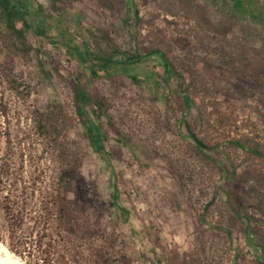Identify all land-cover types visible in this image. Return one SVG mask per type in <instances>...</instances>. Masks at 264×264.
I'll return each instance as SVG.
<instances>
[{"label":"rangeland","instance_id":"374dc122","mask_svg":"<svg viewBox=\"0 0 264 264\" xmlns=\"http://www.w3.org/2000/svg\"><path fill=\"white\" fill-rule=\"evenodd\" d=\"M26 7L43 33L26 31L24 47L0 20V243L10 241L9 195L23 215L16 233L36 256L34 218L61 183L74 231L60 243L68 264L122 255L127 264H264V157L251 152L264 156V0ZM79 44L103 57L119 51L113 61L126 70L93 79L72 52ZM137 53L151 56L134 64ZM57 67L80 75L105 113L84 106L78 116Z\"/></svg>","mask_w":264,"mask_h":264},{"label":"trees","instance_id":"16d2710c","mask_svg":"<svg viewBox=\"0 0 264 264\" xmlns=\"http://www.w3.org/2000/svg\"><path fill=\"white\" fill-rule=\"evenodd\" d=\"M27 0H0V20L3 23L4 27L11 31V33L22 43V46H25L26 39V31L29 29L33 30L35 35H42L43 27L37 25L38 15H31L26 7ZM133 20L138 23V11L133 8L132 9ZM26 18H30L31 25L29 26L26 22ZM72 52L76 54V57L79 62L86 64L89 62V71L93 79H100L104 75H109L111 73L124 72L126 70V63L113 61V57L119 53L117 50H112V54L107 57L95 55L88 47L85 45L79 44L78 46H74L72 48ZM138 54V53H137ZM163 65H165V70L167 72L171 71L170 62L167 59L165 53L159 51L156 53ZM151 56V53L146 54L144 56L137 55V57H133V63L137 64L141 59H146ZM98 62L97 65H93L90 62ZM57 74L63 79H65L72 91V102L74 108L77 111L78 116L82 117L81 109L84 106L94 107L95 111L98 112L99 115L105 113V105L102 99H94L92 100L83 87V83L80 75L70 76L68 79L63 76V72L60 68H56ZM183 103L185 106H188L189 100L187 97H183ZM84 123V120H83ZM186 131L190 135V137L195 142V145L199 151H203V149H207L203 143L192 133L190 126L188 123H184ZM39 129H45L42 121L38 123ZM89 132L92 131V128H88ZM97 141L99 137L97 136ZM237 145V143H234ZM100 150H102L101 146H98ZM253 154H257L261 157L263 155L259 154L257 151H251ZM224 171V170H223ZM225 172V171H224ZM8 203L4 205V212L7 215V221L9 224V244L8 250L13 253L14 256L18 257L21 261H24L26 264H68L66 260V256L64 255L63 244V234H74L73 228L71 226V222L67 217V208L65 207V190L64 186L59 183L49 196V206L44 208V212L36 213L37 217L34 218L36 221V240L35 247L37 248V255L35 256L27 246L26 238L20 237L16 233L17 227L20 228L23 223V215L20 213L19 217L14 214L12 208L10 207V196L7 195L5 197ZM213 200H211L205 208H208L210 204H212ZM54 224V225H52ZM56 224V230L54 227ZM55 237V239H53ZM47 240V242H43ZM1 242V241H0ZM62 251V252H61ZM29 258V260H24V257ZM56 257L55 260L51 259L52 257ZM41 257H44L43 259ZM31 259V260H30ZM51 259V260H50ZM101 264H112L110 259L105 256H101L100 258ZM118 262L120 264H127L126 257L123 255L120 256Z\"/></svg>","mask_w":264,"mask_h":264},{"label":"bare ground","instance_id":"6f19581e","mask_svg":"<svg viewBox=\"0 0 264 264\" xmlns=\"http://www.w3.org/2000/svg\"><path fill=\"white\" fill-rule=\"evenodd\" d=\"M0 264H26L18 257L14 256L7 247L0 243Z\"/></svg>","mask_w":264,"mask_h":264}]
</instances>
